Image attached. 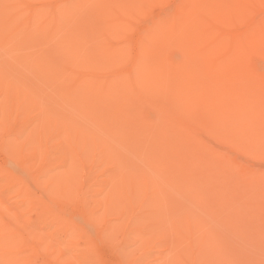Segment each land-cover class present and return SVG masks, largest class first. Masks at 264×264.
Instances as JSON below:
<instances>
[{
	"label": "bare ground",
	"instance_id": "bare-ground-1",
	"mask_svg": "<svg viewBox=\"0 0 264 264\" xmlns=\"http://www.w3.org/2000/svg\"><path fill=\"white\" fill-rule=\"evenodd\" d=\"M26 9L22 15L29 17L21 22L29 32L56 35L60 40H54V53L61 47L69 61L81 60L86 66L75 88L95 91L104 104H114L126 129L138 137L134 144L142 145L141 152L147 148L155 170L168 175L164 184L188 190L204 216L215 213L216 224L226 226V234L207 228L204 217L184 207L176 229L189 238L177 241V259L186 256L189 264H264V166L239 159L264 161V0H53L45 9ZM42 17L45 21L39 23ZM5 21L11 32L0 38L11 52L19 49L11 33L21 25L10 17ZM25 58L22 54L20 61ZM100 65L110 66L112 75H100ZM0 86L8 97L23 94L4 75ZM72 91L75 97L77 91ZM28 104L33 106V99ZM51 114L48 105L46 124L62 122L65 139L72 141L67 119ZM79 137L89 143L87 134ZM91 145L96 146L94 136ZM3 147L13 150V156L27 151L22 142ZM164 163L167 168H162ZM132 183L130 200L142 184L156 181L144 172ZM0 186L24 190L22 179L4 167ZM150 202L161 213L165 204L153 198ZM37 203L32 200L19 209L0 194V264H35L38 252L49 260L76 248L74 242L62 241L61 229L37 211ZM39 223L42 230L35 226ZM205 229L206 236L194 239ZM69 233L75 239L81 236L75 230ZM224 237H231L230 246L220 243ZM194 241L200 249L192 253L186 246ZM241 245L246 253L239 251Z\"/></svg>",
	"mask_w": 264,
	"mask_h": 264
},
{
	"label": "rangeland",
	"instance_id": "rangeland-1",
	"mask_svg": "<svg viewBox=\"0 0 264 264\" xmlns=\"http://www.w3.org/2000/svg\"><path fill=\"white\" fill-rule=\"evenodd\" d=\"M51 3L53 0H0V35L11 32L5 21L8 17L21 25L11 33V41L19 49L10 52L0 38V75L13 79L23 91L18 98H11L0 86V167L12 169L13 175L22 179L21 188L24 189L18 192L20 187L9 190L0 186V194L12 207L19 209H24L32 200L37 201V211L48 214L53 225L61 229L62 241L76 244L69 253L62 252L49 260L48 256L38 252L39 256H33L34 263L176 264L180 259L189 264L186 256L177 259L180 253L177 241L189 238L183 230L176 229L181 210L193 208L204 217L207 228L213 227L221 234H226V226L216 224L215 213L204 216L203 208H199L198 200L188 190H182L179 185L174 190L172 185L164 184L168 175L164 169L163 173L155 170L153 155L147 148L143 146L145 150L141 152L142 145L138 144L139 150L134 144L138 137L126 129L114 104V108L104 104L95 96V91L75 88L87 68L79 62L81 60L69 61L61 47L54 53V40H60L56 35L31 33L25 28L21 21L24 16H29L22 13L29 12L28 6L45 9ZM4 4L12 9H6ZM44 21L42 17L39 23ZM22 54L26 55L23 62L20 61ZM109 67L100 65L96 71L110 76L112 70ZM72 90L77 91L75 97ZM65 92L68 93L64 96ZM31 99L33 106L28 104ZM48 105L52 118L67 119L68 128L75 137L72 141L65 139L62 122L54 127L46 124L48 120L43 117V112ZM80 134L88 135V144L83 143ZM92 136L96 146L91 145ZM21 142L27 147L22 156H13V150L3 147V143L15 145ZM214 142L217 147L226 148L225 143ZM147 145L152 144L149 141ZM20 159L23 161L19 162ZM239 159L247 165L264 166L262 159L249 156H239ZM157 166L161 165L158 163ZM163 167L167 168V165L164 163ZM144 172L156 183L142 184L136 192L138 196L130 200L132 181ZM169 193L172 194L170 198ZM152 198L165 204L161 213L151 209ZM213 205L208 204V207ZM35 226L43 229L41 223ZM206 229L197 232L194 239L206 236L209 233ZM73 230L81 236L73 238L69 233ZM225 238L220 243L224 247L230 246L231 237ZM193 243L186 246L192 253L200 249L198 242ZM239 251L246 253L242 245ZM228 264L237 263L229 260Z\"/></svg>",
	"mask_w": 264,
	"mask_h": 264
}]
</instances>
